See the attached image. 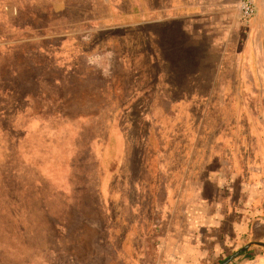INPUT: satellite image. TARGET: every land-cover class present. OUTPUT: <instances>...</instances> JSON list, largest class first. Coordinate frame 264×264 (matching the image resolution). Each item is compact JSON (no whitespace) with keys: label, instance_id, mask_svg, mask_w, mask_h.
Segmentation results:
<instances>
[{"label":"rangeland","instance_id":"obj_1","mask_svg":"<svg viewBox=\"0 0 264 264\" xmlns=\"http://www.w3.org/2000/svg\"><path fill=\"white\" fill-rule=\"evenodd\" d=\"M163 2L0 0V264H185L194 240L220 264L264 243L262 18L179 76L149 23Z\"/></svg>","mask_w":264,"mask_h":264},{"label":"crops","instance_id":"obj_2","mask_svg":"<svg viewBox=\"0 0 264 264\" xmlns=\"http://www.w3.org/2000/svg\"><path fill=\"white\" fill-rule=\"evenodd\" d=\"M239 3L240 0H179L178 3L170 1L165 4L162 12H159L161 16H153L149 23L164 24L165 43L175 40L182 52L191 49L201 53L199 60L188 66L191 69H199L200 64L205 67L210 62L208 54L227 46L226 40L230 30L237 28L239 24L248 23L255 17L262 18L260 20L264 23V0H255V14L248 21L241 20ZM252 46L249 35L245 47L236 53L252 54ZM220 52L227 53L225 49ZM201 59L203 61L199 63ZM205 253L200 240H194L184 242L179 257L182 263L196 264L203 260ZM227 264H264V252L250 256L240 253Z\"/></svg>","mask_w":264,"mask_h":264},{"label":"trees","instance_id":"obj_3","mask_svg":"<svg viewBox=\"0 0 264 264\" xmlns=\"http://www.w3.org/2000/svg\"><path fill=\"white\" fill-rule=\"evenodd\" d=\"M170 1H172V2L175 1L177 3L179 2V0H169V1L164 0L163 5H160L159 7H156V10L157 9L158 10H163L165 4L166 5L169 4ZM156 25L157 26H156L155 32L157 31L156 34H157V38H158V46H159L158 49H159V53L161 54L162 59L165 57V61L164 62H165V64L167 66L171 64L174 67V65L177 64V67H178V65H181L182 64V66L184 67V63H186V65L189 66V65L193 64L192 62H196V60H199V58L202 56L201 53H197V52H195V50H191V49H188L187 51L183 50V52H182L180 46H178L175 43V40H171L170 42L165 43L166 40L164 39V36H163L164 35V26H163L164 24L162 23V24H159V25L156 24ZM202 61H203V59H201L199 61V63L202 62ZM174 68H175L176 71H179V76L181 74H184V72H181L176 67H174ZM192 73L197 74L198 73V69L188 68L187 69V74H192ZM16 201H17V199L15 198V203H18V201L17 202ZM97 203H98V208L97 209H102L103 208L102 207V204L98 200H97ZM51 216L52 215L49 214V213H46V215H45L46 219L52 218ZM98 216L100 217V221H101V222L99 221L100 222V225L102 224V226H104V224H105L104 222L105 221L102 220L100 214H98ZM12 218L14 220V216ZM109 219L111 220V218H108V220ZM27 228L28 227L26 225H25V227L23 226L22 221H16L12 229H13V231L16 234H24V235H30V234H32V232L29 229H27ZM108 228H109V226H108ZM99 241H101V239ZM52 244H53V242H52ZM22 245H24V242H22ZM43 247H44V245H40L39 244V245H36L35 246V249L41 250V249H43ZM38 255H40V254H38ZM51 258H54V256H51ZM19 261L22 262V263H24V261H26V260L24 259V260H19Z\"/></svg>","mask_w":264,"mask_h":264},{"label":"built area","instance_id":"obj_4","mask_svg":"<svg viewBox=\"0 0 264 264\" xmlns=\"http://www.w3.org/2000/svg\"><path fill=\"white\" fill-rule=\"evenodd\" d=\"M239 14L242 21H248L255 14V0H240Z\"/></svg>","mask_w":264,"mask_h":264},{"label":"water","instance_id":"obj_5","mask_svg":"<svg viewBox=\"0 0 264 264\" xmlns=\"http://www.w3.org/2000/svg\"><path fill=\"white\" fill-rule=\"evenodd\" d=\"M252 246H260V247L264 248V243L261 242V241L249 242L246 245H244L243 247H241L239 250H237L234 253H232L231 255H229L220 264H227V263H229L232 259H234L235 257H237L240 253H242L243 251H245L246 249H248V248H250Z\"/></svg>","mask_w":264,"mask_h":264}]
</instances>
